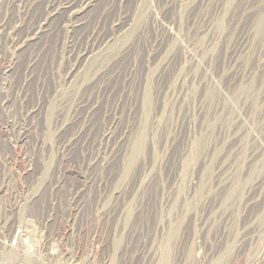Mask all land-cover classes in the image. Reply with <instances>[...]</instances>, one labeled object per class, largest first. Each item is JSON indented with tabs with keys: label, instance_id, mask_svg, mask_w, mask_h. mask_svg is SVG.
<instances>
[{
	"label": "rangeland",
	"instance_id": "1",
	"mask_svg": "<svg viewBox=\"0 0 264 264\" xmlns=\"http://www.w3.org/2000/svg\"><path fill=\"white\" fill-rule=\"evenodd\" d=\"M58 1L0 0V240L26 264H264V0L43 20Z\"/></svg>",
	"mask_w": 264,
	"mask_h": 264
},
{
	"label": "bare ground",
	"instance_id": "2",
	"mask_svg": "<svg viewBox=\"0 0 264 264\" xmlns=\"http://www.w3.org/2000/svg\"><path fill=\"white\" fill-rule=\"evenodd\" d=\"M34 1V0H33ZM64 1V2H63ZM78 0H59L57 2V7L55 8L54 3L51 5V2H47L46 6H45V17L43 18V20H47L49 18L50 13H56V12H64V13H68L69 16H71L74 12H78L80 10H82V8H85V6L83 4H87L88 2L85 0H81L78 1L77 3H75ZM180 1V0H179ZM188 1V0H187ZM194 1V0H193ZM87 2V3H86ZM198 3L195 5L197 6V9L202 8L201 5L204 4V0H199L197 1ZM34 3V2H33ZM82 6V7H81ZM88 6V5H87ZM200 7V8H199ZM25 8V7H24ZM78 9V10H77ZM5 10V9H4ZM18 10V9H17ZM46 10H48V12H46ZM29 11V6L26 7V14ZM88 11V10H87ZM86 11V12H87ZM194 12V11H193ZM176 13V12H175ZM75 14V13H74ZM198 15V14H197ZM190 17V14H189ZM68 18V17H67ZM5 19V18H4ZM6 20V19H5ZM215 20V19H214ZM3 21V20H2ZM6 22V21H5ZM3 23V22H2ZM11 23V22H10ZM13 23V22H12ZM81 23V22H80ZM39 24V23H38ZM43 24V22L41 23ZM155 24V23H154ZM188 24V23H187ZM5 26V25H4ZM14 26V25H13ZM16 26V25H15ZM36 26V25H35ZM6 27V26H5ZM15 28V27H14ZM17 29V28H16ZM19 29V28H18ZM9 30V29H8ZM20 30V29H19ZM171 30V29H170ZM12 31V30H11ZM10 31V33H11ZM36 31V30H35ZM168 31V30H167ZM170 32V31H169ZM4 33V31H3ZM9 33V32H8ZM2 35V34H1ZM10 35V34H9ZM7 36V35H6ZM28 36V33H24L23 37L26 38ZM90 37V36H89ZM23 38H19L14 36V38H12V41H10V45L13 48L18 47L23 41L21 40ZM264 43V41H263ZM22 45V44H21ZM10 48V47H9ZM20 48V46L18 47ZM11 49V48H10ZM236 49V48H235ZM94 52V51H93ZM235 51H233L232 54H234ZM9 54V53H8ZM12 54V53H11ZM145 57V56H144ZM232 57V56H231ZM237 57V56H236ZM230 58V57H229ZM98 59V58H97ZM89 61V60H88ZM234 62V61H233ZM148 63V62H147ZM6 66V65H5ZM74 67V66H73ZM261 69V68H260ZM26 71V70H25ZM53 75V74H52ZM254 75V74H253ZM40 78V77H39ZM93 78V77H92ZM264 78V77H263ZM53 81V80H52ZM10 84V83H9ZM80 84V83H79ZM60 87V86H59ZM260 91H261V97L264 98V79L262 80L261 84H260ZM98 96V94H97ZM73 101V100H72ZM81 105V104H80ZM76 108V107H75ZM48 111V110H47ZM71 111V110H70ZM251 112V111H250ZM253 112V110H252ZM60 114V113H59ZM256 119L259 120L260 119V115L256 116ZM86 125V124H85ZM56 126V125H55ZM60 128V127H59ZM89 133V132H88ZM262 135H263V140H264V127L262 128ZM109 135V134H108ZM102 138V137H101ZM67 146V145H66ZM101 147V146H100ZM64 148V147H63ZM112 150V149H111ZM252 156V155H249ZM246 161V160H245ZM88 164V163H87ZM106 184V183H105ZM22 261V260H21Z\"/></svg>",
	"mask_w": 264,
	"mask_h": 264
},
{
	"label": "built area",
	"instance_id": "3",
	"mask_svg": "<svg viewBox=\"0 0 264 264\" xmlns=\"http://www.w3.org/2000/svg\"><path fill=\"white\" fill-rule=\"evenodd\" d=\"M248 239H242L239 244H237L238 243L237 242L235 247L240 250L241 249V245L243 246V245L247 244L246 241ZM33 244L34 243H32L31 245H26L27 247H26L25 252L21 253V251H19L17 248L15 249V247L13 245V240H11L9 236H3V238H1V240H0V246H1V250H0V264H14V262H13V259L15 260V258L13 256L14 249H15V252H16L15 256H17L16 260L20 264H26V263H22L20 260L24 259L26 257H29L30 255H33V254L37 253V252L34 253L35 251L31 248V246ZM239 250H238V253H239ZM242 254H243V252H242ZM18 255H19V257H18ZM258 259H261V258L260 257H255V259L252 261V264L262 263V259L261 260H258Z\"/></svg>",
	"mask_w": 264,
	"mask_h": 264
}]
</instances>
